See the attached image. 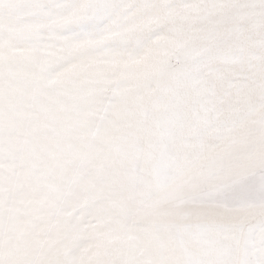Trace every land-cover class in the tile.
<instances>
[{
  "label": "snow or ice",
  "instance_id": "1",
  "mask_svg": "<svg viewBox=\"0 0 264 264\" xmlns=\"http://www.w3.org/2000/svg\"><path fill=\"white\" fill-rule=\"evenodd\" d=\"M0 264H264V0H0Z\"/></svg>",
  "mask_w": 264,
  "mask_h": 264
}]
</instances>
